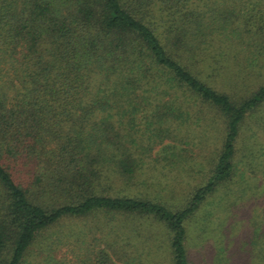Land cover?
<instances>
[{
    "label": "trees",
    "instance_id": "obj_1",
    "mask_svg": "<svg viewBox=\"0 0 264 264\" xmlns=\"http://www.w3.org/2000/svg\"><path fill=\"white\" fill-rule=\"evenodd\" d=\"M262 106L264 0H0V264H147L129 236L161 257L150 225L167 233L165 264H191L190 221L225 188L201 231L225 237L226 264H264V219L240 257L224 242L249 180L264 184ZM205 107L225 126L208 180L177 208L131 191L152 153L145 140L179 141L169 124ZM251 120L259 150L241 172ZM166 148L153 166L178 156ZM98 217L110 236L89 226L76 239L72 224Z\"/></svg>",
    "mask_w": 264,
    "mask_h": 264
},
{
    "label": "rangeland",
    "instance_id": "obj_2",
    "mask_svg": "<svg viewBox=\"0 0 264 264\" xmlns=\"http://www.w3.org/2000/svg\"><path fill=\"white\" fill-rule=\"evenodd\" d=\"M258 111H260V114H263L264 106ZM190 112L192 117L191 120L189 119L183 125L169 124L172 135L176 136L179 141L171 139L160 143V139L152 141L145 140L146 145L152 148V153L150 154V158L146 161L147 164L142 166L140 170V178L137 184H141V187L137 185L135 187H130L131 191H141L142 193L149 194L150 196H148V198L150 199L166 201L168 204L177 208L182 206V201L185 200V198H189L195 189L202 186L208 180L215 167L216 155L222 149L225 131L224 120L218 113L210 111V109L208 110L206 107L202 109V111ZM198 118L200 119V123H196ZM253 123L254 121L251 120L250 124L244 127L238 143L239 158L241 161L238 167L241 172L249 171V166L247 165L253 160L249 158V156L252 157V154L257 153L256 151L259 150V147L253 145L252 141L249 140L251 139V128H254V126L256 127V125L253 126ZM169 145L175 147L173 151H177L179 157H173L168 160L161 159L162 161L159 164L153 166L157 157L165 158V156L167 157V155H170L171 150L166 148ZM260 164L261 162L256 159L255 163L252 164V168ZM261 177L262 175L258 173L256 179H250L247 184V196L242 198L241 201L237 203L236 207L232 206L233 211L230 215L231 220L226 225V229H228L230 235L227 236V240L224 242L227 244L226 247L228 248L229 255H234V258L235 256L240 257L244 252L246 243L249 241L250 234L253 231V224L256 221L262 222L264 219V184L262 183L263 181L260 180ZM253 179L254 181H252ZM257 185H259L260 188H256ZM224 190L228 191L227 188ZM224 190L210 199L203 206L199 214L190 221V239L188 247L191 264H226L228 262L222 260L224 259V254L220 251L225 237L213 231V224L207 227V232L206 230L204 232L201 231V229H206L204 220L208 213L216 210L218 207V198L224 195ZM124 220L125 219L122 217H119L118 220L122 228V231H119L120 237L116 240L120 245H123L119 246L120 251H122L124 247V251L129 249V246H124V244L127 243L126 231L123 225L126 221ZM105 223L106 218L98 217L83 221H75L71 227H73L77 239L81 229L89 230V226L91 228L94 226L98 228V226L101 227ZM152 226L153 225L147 227L150 231L156 229L157 233L155 235L160 233V237L163 241L161 257L159 255V257H157L155 253L151 252L148 246L149 244H144L146 236L136 239L129 236V238H131L132 244L135 243L137 249L140 251L144 249V251L150 252V255H147V253L144 255L145 263L157 264V259H160L159 261H163L165 264L169 256V240L167 238V233L156 226L155 228ZM231 228H233V234L230 231ZM109 231L110 230H107V228L103 226L102 233L96 230V238L100 239L105 238V236H110ZM218 235L220 238H218ZM88 241H93V245L96 244L93 237L89 238ZM136 242L138 245H136ZM95 246H97L98 249L104 247V245H100L99 242ZM78 248L79 246H75L77 251L79 250ZM242 262L244 263V260H242ZM229 264H233V262L230 261Z\"/></svg>",
    "mask_w": 264,
    "mask_h": 264
}]
</instances>
